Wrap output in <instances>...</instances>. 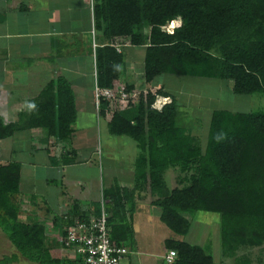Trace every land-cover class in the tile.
<instances>
[{"label":"trees","instance_id":"obj_1","mask_svg":"<svg viewBox=\"0 0 264 264\" xmlns=\"http://www.w3.org/2000/svg\"><path fill=\"white\" fill-rule=\"evenodd\" d=\"M101 1L95 8L98 28L110 39L127 36L135 45H147L146 81L162 74L220 78L233 80L232 90L237 95L264 94V0ZM176 17H181L183 24L171 33L163 30L162 26ZM98 51V84L113 88L122 56L112 46ZM124 88L128 92V87ZM157 93L172 96V101L158 110L153 107L155 95L149 92L135 116L115 112L108 127L113 135L134 139L141 149L136 184L149 182L152 192L162 195L156 201L162 208L161 220L176 234L188 233L190 214L213 212L221 216L224 256H236L241 248L260 247L264 244V110L215 109L204 149L192 134V123L185 120L189 113L183 112L176 97L163 90ZM33 104L35 107H30ZM108 106V100H102L101 114ZM75 120L72 86L59 76L16 121H0V138L17 130L44 127L49 135L69 140ZM172 167L181 173L178 186L169 190L165 174ZM19 192L20 163L1 164L0 230L18 252L37 264H84L82 256H55L44 224L19 219ZM104 194L111 198L108 212L123 206L118 185ZM77 218L85 219L82 215ZM77 218H61L66 222L62 238ZM167 245L177 252L172 264H213V256L200 245L177 239L167 240ZM17 259L18 255L4 256L0 264ZM237 261L242 264L246 260L241 255Z\"/></svg>","mask_w":264,"mask_h":264},{"label":"crops","instance_id":"obj_2","mask_svg":"<svg viewBox=\"0 0 264 264\" xmlns=\"http://www.w3.org/2000/svg\"><path fill=\"white\" fill-rule=\"evenodd\" d=\"M97 4V0H0V121L3 124L16 121L20 112L59 76L70 82L76 107L71 139L49 135L44 127L17 130L0 138V165L20 163L19 219L44 224L55 256L68 259L82 256L74 248L62 245L66 222L61 218L82 215L86 221L93 220L100 214L104 191L118 185L124 204L108 213L113 216V238L129 249L123 264H169L165 260L171 250L167 240L199 245L188 238L193 230L191 217L188 216L191 225L185 236L176 234L161 220L162 208L156 201L162 195L153 193L149 182L136 184V160L141 152L138 144L127 163L116 159L114 139L112 146L109 144L112 151L101 149L99 156L96 152L97 140L99 147L101 144L104 147L108 140L106 133L111 135L108 127L114 113L135 116L141 99L146 100L149 92L155 95L153 107L158 110L172 101V96L157 93L158 90L174 95L182 106L179 94L168 89L165 80H159L163 75L175 74H162L146 81L147 45H135L127 36L110 39L97 27ZM105 46H112L122 56L120 74L112 89L128 87L129 98L106 99L109 106L101 114L96 106L95 87L98 50ZM106 156L120 169L107 183L103 161ZM172 168H175L174 187H169L166 180L170 168L165 174L169 190L178 186L177 177L181 173L177 167ZM202 247L213 256V264H240L239 253L226 257L221 247L217 260L211 243ZM220 257L229 260L220 261Z\"/></svg>","mask_w":264,"mask_h":264},{"label":"rangeland","instance_id":"obj_3","mask_svg":"<svg viewBox=\"0 0 264 264\" xmlns=\"http://www.w3.org/2000/svg\"><path fill=\"white\" fill-rule=\"evenodd\" d=\"M97 1L98 4L102 2L101 0ZM182 24V18L176 17L174 20H171L163 25L162 28H165L163 30L171 33ZM159 80L162 82L165 80L168 89L173 92L175 91L177 95L179 94V101L182 104L183 112L187 111L189 113V116L185 120H188L189 124L192 123V134L197 143L204 149L207 143L211 115L215 109L245 112L264 110V94L256 93L251 96L237 95L232 90L233 80L178 75H163L162 77H159ZM106 134L108 136V140L104 147H102V144L99 147V142L97 140V156H99L101 149L105 151L106 148L108 153L112 151L110 150L112 148H110L109 144L112 146L111 141L114 139L116 140L113 146L116 150L114 152V155H117L116 159H119L121 163L131 161L137 147L136 141L128 136L115 137L112 136V134ZM103 143H105L104 139ZM109 158L110 156H106V158L103 159L105 163L104 178L106 183L112 175H117L120 172V169L117 167L118 165H116L117 163L112 162ZM174 171L175 168H170L166 174V180L169 187H174L175 185L173 179ZM189 216L191 217L193 227V230L188 237L189 240L202 246H205L206 243H211L213 254L215 258L219 260V255L221 256L222 243L220 214L198 211L190 214ZM261 246L263 248H261ZM261 246L255 248H253V246L243 249L241 248L238 253L246 260L241 263L248 264L247 262L249 260L252 264H264V244ZM12 255H18V259L10 264H36L20 255L18 250L0 230V259L4 256ZM231 259L232 262L235 261L234 258ZM221 260H225V257H220V261ZM228 260L229 258H226L225 261Z\"/></svg>","mask_w":264,"mask_h":264},{"label":"built area","instance_id":"obj_4","mask_svg":"<svg viewBox=\"0 0 264 264\" xmlns=\"http://www.w3.org/2000/svg\"><path fill=\"white\" fill-rule=\"evenodd\" d=\"M95 96L98 113L104 99L117 96L123 100L129 98L124 87L120 92H116L112 88H102L98 83L95 87ZM108 202L109 200H106L102 194L100 214L91 221L77 218L74 224L67 228V235L61 239L64 247H72L82 255L85 264H123V259L129 253L126 246L112 237V225L109 223L107 210ZM176 256V250H170L165 255V260L172 264Z\"/></svg>","mask_w":264,"mask_h":264},{"label":"clouds","instance_id":"obj_5","mask_svg":"<svg viewBox=\"0 0 264 264\" xmlns=\"http://www.w3.org/2000/svg\"><path fill=\"white\" fill-rule=\"evenodd\" d=\"M30 107L34 108V107H35V105H34V104H33V105H30Z\"/></svg>","mask_w":264,"mask_h":264}]
</instances>
